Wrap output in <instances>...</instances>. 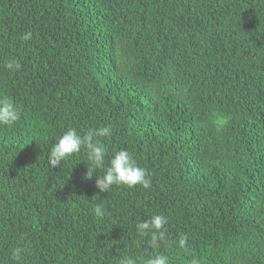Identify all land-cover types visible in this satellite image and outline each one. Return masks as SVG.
Instances as JSON below:
<instances>
[{
	"label": "trees",
	"instance_id": "1",
	"mask_svg": "<svg viewBox=\"0 0 264 264\" xmlns=\"http://www.w3.org/2000/svg\"><path fill=\"white\" fill-rule=\"evenodd\" d=\"M3 100L0 264H264V0H0ZM103 126L150 188L99 192L83 149L49 167L63 131Z\"/></svg>",
	"mask_w": 264,
	"mask_h": 264
},
{
	"label": "clouds",
	"instance_id": "2",
	"mask_svg": "<svg viewBox=\"0 0 264 264\" xmlns=\"http://www.w3.org/2000/svg\"><path fill=\"white\" fill-rule=\"evenodd\" d=\"M25 40L31 38V33H25ZM6 67L10 70L19 69L20 63L10 61ZM19 112L16 105L8 100L0 101V125H9L19 119ZM112 128L110 126L91 129L81 134L75 128H68L52 144L47 153V162L50 168L61 166L62 163L81 152L83 149L87 154V169L82 174L84 179L91 180L96 175L95 186L99 192H108L112 186H125L134 188L137 185L148 189L151 187V179L148 171L140 166L133 155L125 148L114 150L111 156H108L107 148L98 138L110 137ZM107 160V163H106ZM102 169V175H97V170ZM95 217L102 218L105 215V209L102 204H96L92 209ZM167 218L161 214L152 215L149 219L142 220L136 225L138 234L143 237L151 234L152 242L164 236ZM184 244V240H180ZM22 249L14 250L13 255L20 257ZM120 264H135V261L126 257L120 261ZM145 264H168L167 258L163 254H156L148 258Z\"/></svg>",
	"mask_w": 264,
	"mask_h": 264
}]
</instances>
